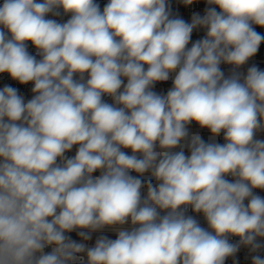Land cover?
Wrapping results in <instances>:
<instances>
[{
  "label": "clouds",
  "instance_id": "1",
  "mask_svg": "<svg viewBox=\"0 0 264 264\" xmlns=\"http://www.w3.org/2000/svg\"><path fill=\"white\" fill-rule=\"evenodd\" d=\"M205 3L188 22L168 0H3L0 74L32 96L0 88V264H226L241 247L264 264V70L242 71L264 0Z\"/></svg>",
  "mask_w": 264,
  "mask_h": 264
},
{
  "label": "built area",
  "instance_id": "2",
  "mask_svg": "<svg viewBox=\"0 0 264 264\" xmlns=\"http://www.w3.org/2000/svg\"><path fill=\"white\" fill-rule=\"evenodd\" d=\"M168 2L171 4V8H172V13L174 16H178L179 18L185 19L186 21L190 22L191 20V16L193 13H200L201 15L204 14V10L207 7L205 0H197L196 3L189 5V6H184L181 3V0H168ZM3 0H0V5H2ZM96 3H98L101 7V10L103 9L104 5L108 3V0H96ZM219 11V9H217ZM61 14L59 16H53L51 14H49V16L47 17L48 19H55L57 20V22L63 23L66 22L69 18H70V14H64L62 10H60ZM257 32H259L261 35H264V28H260V27H256L255 29ZM205 32L203 29H198L196 31H194L193 33V40L196 39H200L204 36ZM28 51L35 55L36 53V49L32 46L31 42H28ZM39 59V57H37ZM252 65H256L258 68H260L261 70H264V42L261 43L260 48L257 52V54L252 57L248 63L243 66L242 71L246 72L247 68L252 66ZM222 70L225 72V75H228L230 72V68L231 66L229 65H221ZM6 84H10L13 87H16L19 89V92L21 95L24 96L25 101H27L28 99H31V87L32 85H20L18 82L11 80V78L8 76V74L3 73L0 74V88H2L4 85ZM171 87V80H169L168 82L165 83H161V84H157L156 88L154 89L157 92L160 93H166L167 90ZM104 100L108 103H112V100L110 97L105 96ZM188 130L190 135L192 134H199L202 139L205 140V142H217V143H224L223 140V133H221L219 136L217 137H212V134L210 133V131L206 128H201L197 123L193 122L188 126ZM258 139L264 140V133L258 134L257 135ZM159 150V149H158ZM180 149H175V151H179ZM75 151H76V147L74 146L73 149L70 152H67L65 155L68 157H72L75 155ZM129 154L130 153V150ZM185 154L189 155L190 153L188 152V150L185 148L184 149ZM94 175H99V172L94 173ZM132 175H137L135 173H132ZM149 174L146 173L144 175V177H141L142 180H147ZM229 179H232L231 177H228ZM153 183L155 184L156 181L153 179ZM147 189L144 188L142 189V195H146ZM256 194L264 196V191H261L259 189L255 190ZM164 213L162 212L161 215H163ZM186 215H190L193 216L200 224L201 227L207 228V223L203 218L202 214H196L193 213L191 208L188 209V211L186 212ZM131 225L126 224L124 225V228H128L130 229ZM97 234H108V235H116V231L113 229H109L106 228L101 232H96L92 234V240L88 241L87 243L89 244V246H92L93 240L95 235ZM71 236L72 239L77 240L79 242V237L76 235L75 232L68 234ZM230 242L231 243H237L239 238L238 237H230ZM262 243H264V241H261ZM50 248H46L45 251H50ZM262 257H264V253H261ZM233 259H236L239 264H251V256L249 254V250L245 247H241L240 250L238 251V253L236 254V256L234 258H228L226 261V264H233Z\"/></svg>",
  "mask_w": 264,
  "mask_h": 264
},
{
  "label": "rangeland",
  "instance_id": "3",
  "mask_svg": "<svg viewBox=\"0 0 264 264\" xmlns=\"http://www.w3.org/2000/svg\"><path fill=\"white\" fill-rule=\"evenodd\" d=\"M101 235L106 236V237H108L109 239H116V235L97 234V235H95V237H94L93 243H95V240L97 239V237H99V236H101Z\"/></svg>",
  "mask_w": 264,
  "mask_h": 264
}]
</instances>
